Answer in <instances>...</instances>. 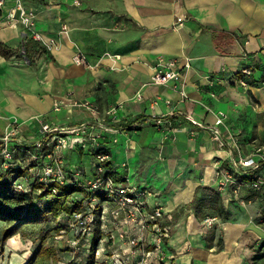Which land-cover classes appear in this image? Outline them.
I'll use <instances>...</instances> for the list:
<instances>
[{"label": "crops", "instance_id": "1", "mask_svg": "<svg viewBox=\"0 0 264 264\" xmlns=\"http://www.w3.org/2000/svg\"><path fill=\"white\" fill-rule=\"evenodd\" d=\"M18 4L34 14L40 39L20 22L1 23ZM77 52L87 65L73 61ZM157 56L177 59L186 97L149 82ZM243 68L248 87L228 79ZM72 99L94 102L100 119L118 107L111 123L118 132H105L100 150L117 166L115 179L151 190L161 203L172 227L163 245L180 264H254L264 241L259 193L245 188L234 198L214 181L228 157L264 151V0H2L0 135L11 120L28 143L41 134L38 119L77 127L88 113ZM158 117L168 122L156 125ZM62 153L67 169L91 177L87 147ZM211 215L218 221L203 222Z\"/></svg>", "mask_w": 264, "mask_h": 264}, {"label": "built area", "instance_id": "2", "mask_svg": "<svg viewBox=\"0 0 264 264\" xmlns=\"http://www.w3.org/2000/svg\"><path fill=\"white\" fill-rule=\"evenodd\" d=\"M1 3L2 0H0V5ZM16 9L19 11L18 15H15ZM183 20L184 16H176L173 26L181 27ZM16 22L23 25V33L30 31L33 38L40 39L32 29L34 14L26 11L20 4L1 21L9 26ZM61 27L62 30L68 29L65 23ZM111 56L119 58L118 55ZM72 59L75 63L87 65L85 56L81 52L75 53ZM188 67V59H185L183 68ZM182 70L181 67H178L176 58L157 56L149 82L152 84L169 83L172 89L179 91L182 97H186L182 89L184 84ZM249 74L250 70L243 68L239 72L230 74L228 79L238 86L248 87L249 84L245 77ZM206 78L211 80L210 76H206ZM216 81L220 82L221 79H216ZM137 98H139V94ZM70 105L86 111L88 119L68 130L53 128L38 119L41 134L31 143L26 142L24 137L18 134L19 123L16 120L7 123L4 132L0 135V173L8 169L24 171L23 175H19L11 181L9 192L12 195L19 193L31 195L35 190L38 193L46 191V196L54 198L59 188L79 185L85 193L82 203L86 210L73 213V216L81 217L83 214H87L90 217L89 221H92L93 210L100 204L102 219L108 216L118 223L124 222L138 228L136 245L139 249H143L144 245H153V250L160 247L165 252H169L168 248L163 245V240L168 238L169 225L163 224L161 220L164 214L161 203L156 200V196L151 190L130 185L125 178L115 179L113 173L116 172L117 166L110 160L108 153L100 150L99 139L103 134L118 132L111 125L119 120L118 107L109 108L105 112L107 119H100L98 106L92 101L72 99ZM54 109L58 110V106H55ZM169 115L171 116L172 112ZM218 116L222 118L225 114L219 111ZM154 122L161 126V123L168 122V119L158 117ZM90 128L92 130L88 134ZM168 130L172 129L167 128ZM215 138L218 139V132L215 133ZM76 144H81L82 148L87 147L91 153L90 178L84 176L79 170L67 169L65 166L62 150L64 148L71 149ZM225 145L226 142L220 141L221 147ZM228 161V166L217 169L215 187L218 190L229 189L234 198H237L240 191L245 188L257 191L261 207L255 221L264 231V151L258 157H228ZM121 165L123 166L124 163ZM251 174L256 177H251ZM236 175H240L242 178L238 179ZM151 199L153 200L151 201ZM217 221V215H211L204 219V222L209 225ZM101 240L99 241L101 242ZM256 244L255 250L261 255L253 260L254 264H264V241ZM153 250H144L143 255H149ZM124 251L122 250V254ZM98 255L99 250L96 247L93 264H107L106 261H103L104 263L97 261L95 258ZM115 255L118 256H114L112 264H116V261L118 264H127L126 259L120 257L118 253Z\"/></svg>", "mask_w": 264, "mask_h": 264}, {"label": "rangeland", "instance_id": "3", "mask_svg": "<svg viewBox=\"0 0 264 264\" xmlns=\"http://www.w3.org/2000/svg\"><path fill=\"white\" fill-rule=\"evenodd\" d=\"M81 194L75 193L73 197L84 195L83 192ZM32 196L34 207L28 209L23 219L18 216L21 205L12 201L2 204V208L9 212V217H0V239L6 228L12 229V234L0 243V264H85L94 226L98 227L102 237L101 242L95 246L99 250L98 259H95L99 262L112 264L118 253L126 259L127 264H180L176 252H165L160 247L153 250V245H144L143 249H139L136 245L138 228L134 225L118 223L108 216L105 219L100 216L98 221L94 218L89 221L87 214L79 217L63 213L62 210L48 211L47 205L53 198L36 190ZM70 201V198L58 199L60 204H70ZM29 210H32L30 214ZM161 220L163 224H170L165 221L164 215ZM171 232L172 227L169 225L168 238L163 243H167ZM150 249L153 251L149 255H143L144 250ZM122 250H125L124 254Z\"/></svg>", "mask_w": 264, "mask_h": 264}, {"label": "trees", "instance_id": "4", "mask_svg": "<svg viewBox=\"0 0 264 264\" xmlns=\"http://www.w3.org/2000/svg\"><path fill=\"white\" fill-rule=\"evenodd\" d=\"M106 152V151H103ZM108 153V152H106ZM24 171L22 169H8L3 173H0V217L1 216H6L9 217V212L6 211L5 209L2 208V204L6 203L7 201H12V203H16L21 205V210L18 213L19 217L21 219H23L22 217L27 216L26 213L28 212V209H32L34 207L33 204V196L32 194H27V193H19V194H15L12 195L9 192V188L11 185V181L19 176V175H23ZM81 192H83L81 186L79 185H72V186H67V187H61L58 190V193L56 194V196L53 198V200L47 205L49 207L48 211H53L56 212L57 210H62L63 213H80L86 210V208H84L82 200L83 197L85 195V193L83 192V196H75V193H79L81 194ZM42 195L46 196L47 193L46 191H42L41 192ZM82 195V194H81ZM73 197V198H72ZM60 198H70V204L66 203H62L60 204L58 202V199ZM33 204V206H32ZM100 204H98L95 209L93 210V214H94V219L95 221L99 220V216H100ZM215 209L219 212V213H223L221 209H219L217 206L215 207ZM32 211V210H31ZM31 211L29 210V214L31 213ZM25 215V216H24ZM12 234V229H4L3 234L1 236L0 239V243L2 242V240L7 239L10 235ZM102 239V237L100 236V232L98 230V227L93 228L92 230V235L90 238V252L86 258V262L85 264H92L93 263V250L94 248H96V244L99 243V240Z\"/></svg>", "mask_w": 264, "mask_h": 264}, {"label": "bare ground", "instance_id": "5", "mask_svg": "<svg viewBox=\"0 0 264 264\" xmlns=\"http://www.w3.org/2000/svg\"><path fill=\"white\" fill-rule=\"evenodd\" d=\"M4 255V254H3Z\"/></svg>", "mask_w": 264, "mask_h": 264}]
</instances>
